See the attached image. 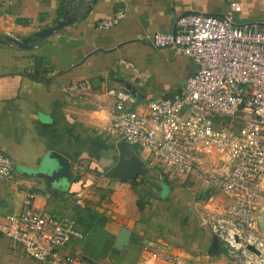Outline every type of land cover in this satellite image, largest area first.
Returning <instances> with one entry per match:
<instances>
[{
    "label": "crops",
    "instance_id": "0c3cea01",
    "mask_svg": "<svg viewBox=\"0 0 264 264\" xmlns=\"http://www.w3.org/2000/svg\"><path fill=\"white\" fill-rule=\"evenodd\" d=\"M237 1L242 7L235 14L238 25L264 23V0ZM69 7L73 17L80 14L79 19L37 42L32 50L0 44V151L11 158L21 180L16 185L0 179V222L20 213L31 184L36 194L33 203L40 212L76 223L82 237L73 238L61 251L75 257L76 264H168L147 261L146 250L180 256L185 264H223L225 259L210 263L212 259L199 253L206 245L210 250L213 243L204 224L205 211L200 215L191 198L173 201L171 193L162 196L160 183L148 179L153 166L148 153L134 148L144 155L141 160L149 169L147 178L138 175L139 185L106 174L120 160L121 141L111 133L116 94H129L136 100L132 109L146 113L150 102L172 97L198 71L192 58L171 48H155L148 37L175 32L184 15L221 17L228 13V3L0 0V39L6 42L7 34L15 33L21 40L52 27ZM119 11L125 13L119 24L97 29L99 22ZM122 61L134 67L126 68ZM52 152L71 161L74 178L47 189L43 181L28 175L37 173ZM205 192L215 202L209 204V197L198 204L221 212L222 194ZM259 203L264 211V197ZM122 228L130 231V237L127 245L118 248ZM0 264L45 263L28 257L21 244L0 232Z\"/></svg>",
    "mask_w": 264,
    "mask_h": 264
},
{
    "label": "built area",
    "instance_id": "2783aa9c",
    "mask_svg": "<svg viewBox=\"0 0 264 264\" xmlns=\"http://www.w3.org/2000/svg\"><path fill=\"white\" fill-rule=\"evenodd\" d=\"M225 1L229 11L221 17L184 15L175 32L148 37L155 48H171L192 58L198 71L172 97L150 102L146 113L132 109L136 100L129 94H116L111 133L148 153L154 166L169 173L174 170L184 182L195 180L222 194L223 210L205 206L204 224L236 258L225 264H254L256 260L263 264L259 202L264 197V23L238 25L235 14L242 10L240 3ZM124 17L119 11L99 22L97 29L109 30ZM16 35L8 33L7 37L19 39ZM121 63L134 67L127 61ZM0 179L21 184L13 161L2 151ZM27 188L22 210L5 217L0 232L41 263L76 264L75 257L61 252L73 238L82 237L76 223L40 212L33 203L32 185ZM214 202L211 196L208 203ZM146 251L147 261L185 264L180 256Z\"/></svg>",
    "mask_w": 264,
    "mask_h": 264
},
{
    "label": "water",
    "instance_id": "95a60500",
    "mask_svg": "<svg viewBox=\"0 0 264 264\" xmlns=\"http://www.w3.org/2000/svg\"><path fill=\"white\" fill-rule=\"evenodd\" d=\"M89 4V3H87ZM80 14L73 17L70 7L66 10L65 16L58 21L56 25L35 32L33 35L24 38L16 39L7 37L6 42L0 39V44L8 43L18 46L20 49L32 50L33 46L40 40H45L57 34L65 27L70 26L73 22L79 19ZM120 160L118 165L107 172L106 177L109 179H136L138 175H146L148 173L145 163L137 155L134 148L121 141L119 143ZM29 178H36L44 182L47 189H52L54 186H60L63 181H71L74 178V172L71 161L58 152H52L49 157H46L38 168L37 173L28 175ZM260 225L264 230V211H260ZM130 237V231L122 228L118 234L117 247L122 248L127 245ZM219 238L213 235V243L209 252L217 248ZM251 252L260 254L254 246H248Z\"/></svg>",
    "mask_w": 264,
    "mask_h": 264
},
{
    "label": "rangeland",
    "instance_id": "374dc122",
    "mask_svg": "<svg viewBox=\"0 0 264 264\" xmlns=\"http://www.w3.org/2000/svg\"><path fill=\"white\" fill-rule=\"evenodd\" d=\"M140 150V149H139ZM143 151V150H140ZM137 155L141 158L144 157L142 153H139L135 151ZM152 164V163H151ZM162 167V166H160ZM152 166V169H150L151 173H148L151 176H148V179L155 178L156 181L160 183V187H162V196L165 198L168 196L169 193H171L170 196L174 195L175 198H171L170 200H175V199H184L187 200L191 198L194 204H196V207L199 210V214L201 215L204 210V207L202 208L200 204H203L204 201L206 200L204 197L206 195L205 190L207 189V186L202 184L201 182H197L194 180L193 183H190L189 181L184 182V178L177 176V172L174 170H171V173L167 172L164 168H160ZM147 174V175H148ZM147 175L145 176L147 178ZM142 180V177L139 178ZM160 180V181H159ZM155 183V182H154ZM196 184V187L194 185ZM158 195V194H157ZM160 198L155 197V199ZM200 203V204H198ZM263 230V229H262ZM264 231V230H263ZM208 248L206 245V249L200 251L199 253L205 257L204 259H212L210 263H213V261L217 262L218 260L225 259L224 263H227L228 261H234L236 258L233 257V255L229 254L226 245L224 242L220 241L217 244V248L213 250L211 254L208 252ZM240 255V254H239ZM262 259V258H261ZM204 261V260H202ZM207 263V262H205ZM254 264H260L258 260L255 261ZM264 264V263H263Z\"/></svg>",
    "mask_w": 264,
    "mask_h": 264
},
{
    "label": "trees",
    "instance_id": "16d2710c",
    "mask_svg": "<svg viewBox=\"0 0 264 264\" xmlns=\"http://www.w3.org/2000/svg\"><path fill=\"white\" fill-rule=\"evenodd\" d=\"M41 41V40H40ZM34 78H37L36 76H34ZM139 183H140V181H139V179L138 178H136V179H134L133 181H132V184H133V186H137V185H139ZM210 197V195L209 194H206L205 195V199H208Z\"/></svg>",
    "mask_w": 264,
    "mask_h": 264
},
{
    "label": "bare ground",
    "instance_id": "6f19581e",
    "mask_svg": "<svg viewBox=\"0 0 264 264\" xmlns=\"http://www.w3.org/2000/svg\"><path fill=\"white\" fill-rule=\"evenodd\" d=\"M260 257V256H259Z\"/></svg>",
    "mask_w": 264,
    "mask_h": 264
}]
</instances>
